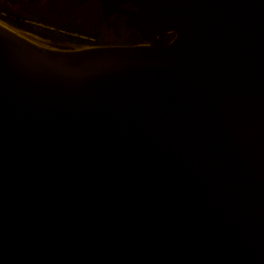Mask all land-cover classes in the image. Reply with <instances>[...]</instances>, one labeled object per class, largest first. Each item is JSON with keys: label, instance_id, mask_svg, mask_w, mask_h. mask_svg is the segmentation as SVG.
Returning <instances> with one entry per match:
<instances>
[{"label": "water", "instance_id": "water-1", "mask_svg": "<svg viewBox=\"0 0 264 264\" xmlns=\"http://www.w3.org/2000/svg\"><path fill=\"white\" fill-rule=\"evenodd\" d=\"M86 1L0 16V264H264V0Z\"/></svg>", "mask_w": 264, "mask_h": 264}, {"label": "rangeland", "instance_id": "rangeland-1", "mask_svg": "<svg viewBox=\"0 0 264 264\" xmlns=\"http://www.w3.org/2000/svg\"><path fill=\"white\" fill-rule=\"evenodd\" d=\"M14 1V0H9ZM17 3H12L13 9L10 8V4L6 0H0V16L38 28L56 29V25H68L70 22L78 23V25L84 26L85 29H91L93 22H90L89 18L91 11L88 10L87 4H92L88 1H82L75 6L63 9L62 5L65 4V0H55V7L49 13L46 8L49 6V0H16ZM36 4V5H35ZM35 5V6H34ZM73 16L71 14V11ZM92 10V9H91ZM50 20H53L52 23ZM79 26V27H81ZM61 32L60 30H57ZM120 34L119 37L113 34L109 26L102 25L99 29V43L104 44H116L126 45L139 43L140 40L135 36L127 34V31L122 27L117 29ZM89 45V43H86ZM92 46V45H91Z\"/></svg>", "mask_w": 264, "mask_h": 264}, {"label": "trees", "instance_id": "trees-1", "mask_svg": "<svg viewBox=\"0 0 264 264\" xmlns=\"http://www.w3.org/2000/svg\"><path fill=\"white\" fill-rule=\"evenodd\" d=\"M90 22H93L91 29H85V25L81 26L78 25V23L75 22H70V24L68 25H56V29H48V28H42L41 30L49 32V33H53L65 38H69L78 42H82V43H89L91 45H100L101 43H99V34H98V27H97V11L91 10V15L89 18ZM52 23L53 20H50ZM81 26V27H79ZM57 30H60L61 32H58ZM79 36H85V37H89L92 40H86V39H82ZM104 45H112V44H104Z\"/></svg>", "mask_w": 264, "mask_h": 264}, {"label": "flooded vegetation", "instance_id": "flooded-vegetation-1", "mask_svg": "<svg viewBox=\"0 0 264 264\" xmlns=\"http://www.w3.org/2000/svg\"><path fill=\"white\" fill-rule=\"evenodd\" d=\"M88 2H90V3H92V4L96 3L95 1H88ZM96 4H97V3H96ZM92 10L97 11V27H98V32H99V29H100V27H101L102 25H107V26H109V28L111 29V31H112L113 34H115V32H117V29H118L119 27H122L123 30L127 31V34L129 33V35L135 36L136 39L140 40L139 36L137 35V33H136L132 28H129V27H125V26H124L121 17H119V18L116 19L115 32H113L112 27H111V24H110V23H106V21L109 22V21L112 20V15L109 16V17L106 19V21H104V20L98 21V14H99L98 9H92ZM79 37H81L82 39L89 40V37H85V36H79ZM139 42H140V41H139Z\"/></svg>", "mask_w": 264, "mask_h": 264}, {"label": "built area", "instance_id": "built-area-1", "mask_svg": "<svg viewBox=\"0 0 264 264\" xmlns=\"http://www.w3.org/2000/svg\"><path fill=\"white\" fill-rule=\"evenodd\" d=\"M89 40H92L91 38H89ZM89 45H91V44H89Z\"/></svg>", "mask_w": 264, "mask_h": 264}]
</instances>
